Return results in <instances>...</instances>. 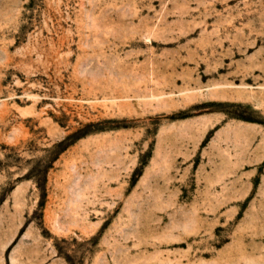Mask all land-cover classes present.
Returning a JSON list of instances; mask_svg holds the SVG:
<instances>
[{
	"label": "rangeland",
	"instance_id": "obj_1",
	"mask_svg": "<svg viewBox=\"0 0 264 264\" xmlns=\"http://www.w3.org/2000/svg\"><path fill=\"white\" fill-rule=\"evenodd\" d=\"M0 264H264V0H0Z\"/></svg>",
	"mask_w": 264,
	"mask_h": 264
}]
</instances>
